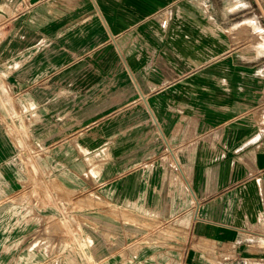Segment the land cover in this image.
Listing matches in <instances>:
<instances>
[{
  "label": "crops",
  "instance_id": "1",
  "mask_svg": "<svg viewBox=\"0 0 264 264\" xmlns=\"http://www.w3.org/2000/svg\"><path fill=\"white\" fill-rule=\"evenodd\" d=\"M0 36V198L136 214H91L113 264H264V0H0Z\"/></svg>",
  "mask_w": 264,
  "mask_h": 264
},
{
  "label": "rangeland",
  "instance_id": "2",
  "mask_svg": "<svg viewBox=\"0 0 264 264\" xmlns=\"http://www.w3.org/2000/svg\"><path fill=\"white\" fill-rule=\"evenodd\" d=\"M2 38L8 39V34ZM22 187H6L7 199L0 198V264H113L108 257L94 253L96 248L105 247L100 232L110 228L106 229L104 223H92L91 214H96L99 221L136 214L113 209L104 196L89 191L80 193L67 188L64 194H42L34 186V192L27 194ZM30 198L35 202L33 208L31 203H23ZM32 216L33 222H27L26 218ZM133 225L138 230V225ZM114 228L116 225L113 233L121 232Z\"/></svg>",
  "mask_w": 264,
  "mask_h": 264
},
{
  "label": "built area",
  "instance_id": "3",
  "mask_svg": "<svg viewBox=\"0 0 264 264\" xmlns=\"http://www.w3.org/2000/svg\"><path fill=\"white\" fill-rule=\"evenodd\" d=\"M165 24H166V19L161 21V26L164 27ZM25 111H26V109L23 108V112H25ZM15 117L16 116H14V115L9 117L11 122H16V127L10 129V133L14 137V140L17 142V145L23 149L26 147L25 139H26L29 131H28V128L26 127V125L24 124V122L18 121V119H16Z\"/></svg>",
  "mask_w": 264,
  "mask_h": 264
}]
</instances>
